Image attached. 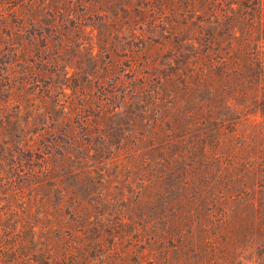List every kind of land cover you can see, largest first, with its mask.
I'll use <instances>...</instances> for the list:
<instances>
[{
  "label": "rangeland",
  "instance_id": "374dc122",
  "mask_svg": "<svg viewBox=\"0 0 264 264\" xmlns=\"http://www.w3.org/2000/svg\"><path fill=\"white\" fill-rule=\"evenodd\" d=\"M0 264H264V0H0Z\"/></svg>",
  "mask_w": 264,
  "mask_h": 264
}]
</instances>
